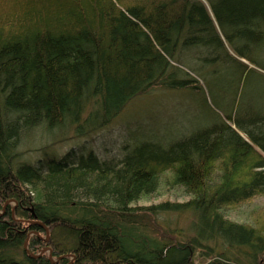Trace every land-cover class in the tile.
I'll return each instance as SVG.
<instances>
[{
	"label": "trees",
	"instance_id": "1",
	"mask_svg": "<svg viewBox=\"0 0 264 264\" xmlns=\"http://www.w3.org/2000/svg\"><path fill=\"white\" fill-rule=\"evenodd\" d=\"M207 1L0 0V264H194L198 250L200 264H264V212L253 223L223 213L264 193V112L238 110L234 97L237 114L216 108L207 127L167 146L141 142L116 162L73 150L43 166L18 161L36 127L83 136L154 85L209 93L194 63L232 58L219 28L263 33L264 0ZM165 171L189 198L132 206ZM145 211L191 212L193 235L156 239L136 225Z\"/></svg>",
	"mask_w": 264,
	"mask_h": 264
},
{
	"label": "rangeland",
	"instance_id": "2",
	"mask_svg": "<svg viewBox=\"0 0 264 264\" xmlns=\"http://www.w3.org/2000/svg\"><path fill=\"white\" fill-rule=\"evenodd\" d=\"M203 1L210 8L209 2ZM223 29L219 28V31L225 49L232 58L211 62L213 67L194 63L195 67L204 68L209 93L203 95L189 88L167 89L154 85L130 99L108 124L83 136H77L73 127L65 124L52 130L43 126L36 127L22 135L17 148L18 161L43 166L48 159H59L73 150V157L93 153L99 160L116 162L141 142L151 141L167 146L207 127L222 113L216 108L224 107L227 111L233 97L238 110L249 108L254 112H264V32L258 33L261 30L251 29L250 32L237 35V28L224 26ZM227 35H232L234 43ZM202 50L208 52V48ZM217 52L218 56L225 53L222 49H217ZM215 55L209 53L206 57L212 58ZM194 57L191 53L190 58ZM238 61L245 62L248 69L242 71ZM172 63L185 69L201 86L202 92L207 88L202 73L195 70V67L179 65L173 60ZM231 104L228 110L237 114ZM226 122L233 126L232 121ZM170 175V171L162 173L157 190L131 205L141 207L166 200L186 201L189 196L182 186L166 182ZM263 212L264 193L223 207L224 215L237 222L253 223L255 217ZM136 215V225H142L143 232L163 242H185L193 235L191 223L194 215L191 212L164 211L152 214L151 211H145L141 215L137 212ZM221 246L225 247L223 243ZM201 253L200 250L196 252L194 264L208 261Z\"/></svg>",
	"mask_w": 264,
	"mask_h": 264
},
{
	"label": "water",
	"instance_id": "3",
	"mask_svg": "<svg viewBox=\"0 0 264 264\" xmlns=\"http://www.w3.org/2000/svg\"><path fill=\"white\" fill-rule=\"evenodd\" d=\"M24 246H25V247L27 246V242H26V241L24 242ZM35 256H36V255H35Z\"/></svg>",
	"mask_w": 264,
	"mask_h": 264
}]
</instances>
